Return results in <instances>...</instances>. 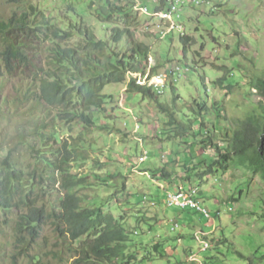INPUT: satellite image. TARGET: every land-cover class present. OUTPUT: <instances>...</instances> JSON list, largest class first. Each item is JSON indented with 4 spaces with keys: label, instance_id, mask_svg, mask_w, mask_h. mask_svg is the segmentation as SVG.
Segmentation results:
<instances>
[{
    "label": "trees",
    "instance_id": "obj_1",
    "mask_svg": "<svg viewBox=\"0 0 264 264\" xmlns=\"http://www.w3.org/2000/svg\"><path fill=\"white\" fill-rule=\"evenodd\" d=\"M12 1L19 2L17 10L8 18L0 17V92L5 86L1 81L10 75L15 99L13 104L6 100V104L0 105V124L1 117H4L10 124H16L14 132L17 133L11 137L1 133V138L17 137L20 144L28 148V154L33 155L34 159H31L34 162H30L29 170H26L13 157L14 151L0 158V214L4 215L1 216L5 227L13 230V245L20 253L24 251L31 264H41V257L30 254L29 247L24 248L31 245L27 239L40 238L44 225L49 223L58 232L60 247L57 257H77L74 264H155L163 261L165 252H174L176 248L170 243H157L150 247L149 238L140 242L132 239L133 235H142L139 229L143 220L149 221L141 210L137 211L138 214L133 213L139 224L133 231L127 229L114 212L105 211L109 205L112 209L113 198L126 191L123 175L116 178L117 181L123 179L121 184H117L107 179L112 176L101 172L116 160L108 158L103 162L100 157L90 154L92 151L96 155L98 150L97 142L89 139L94 132L103 130L112 134L120 131L114 116H108L110 121L106 125L100 124L106 107L115 102L113 94L105 92L110 86L126 85L128 94L142 95V100L149 99L163 114L166 128H157L162 154L170 147L175 149L176 145L178 159L182 145L177 139L186 136L193 139L184 151V161L177 162L183 169L180 176L174 177V173L168 170L166 155L162 157L163 165L153 171L160 180L172 184L178 180L188 188L201 185L208 176L228 172L235 167L264 178V74L253 76L249 83L263 96L262 100L245 107L242 116H231L229 120L230 104L222 105L214 99L213 106L209 107L207 100L195 99L190 106V114L184 113V118L180 116L184 109L180 107L183 98L173 82L165 88L172 94L171 102L162 101L165 92L158 93L154 85L137 83L134 74L139 73L148 60L150 47L138 39L142 20L135 11V0ZM194 4L197 5L196 2ZM180 39L183 50L179 62L199 75L208 97L209 83L228 89L235 85L246 87L242 85L244 76L238 78L226 65L223 66L225 76L210 80L205 70H199L205 66H200L197 59L194 65L190 64V52L194 58L201 55L193 50L196 39L186 33ZM43 53L47 54L46 57ZM19 71L21 75L15 80L14 76ZM156 73L157 68H153L152 75ZM36 85L38 91L35 93ZM33 94L41 97L45 104L42 107L35 104L26 109L28 101H33ZM117 107L114 105L113 110ZM38 111L45 114L46 119ZM18 117L19 121L16 120ZM212 118L218 121L217 124L223 120L231 123V132H221L220 142L215 141L219 135H213L208 127L210 120L213 123ZM197 122L199 127L195 128ZM48 123L49 136L58 141V146L42 150L48 146L45 140L35 142L30 136L35 133L38 137ZM214 129L216 124H213ZM64 134L70 137L61 139ZM105 141L110 142L111 139L106 138ZM209 152L213 153L210 158ZM195 154L208 162L198 159ZM86 166L91 167L83 171ZM76 167L81 171L72 173ZM57 183H61L55 196L57 200H53L54 206L46 208L41 205V197L48 186L54 190ZM104 188L112 190L110 198L101 199L99 195L92 196L88 192ZM12 214L15 217H10ZM215 217L221 218V215ZM3 223L0 222V231H3ZM207 238L215 240L213 235ZM221 240L228 241L227 238ZM140 249L145 252L142 256ZM185 251L188 254L186 261H176L175 264L196 263L191 259L196 254L195 250L187 248ZM199 252L202 259L199 263L211 264L209 259L212 256L205 259L203 251Z\"/></svg>",
    "mask_w": 264,
    "mask_h": 264
},
{
    "label": "rangeland",
    "instance_id": "obj_2",
    "mask_svg": "<svg viewBox=\"0 0 264 264\" xmlns=\"http://www.w3.org/2000/svg\"><path fill=\"white\" fill-rule=\"evenodd\" d=\"M142 1L147 3L151 9L154 7V0ZM201 1L202 3L197 6L186 7L182 12V17L176 20L177 23L183 25L188 35L196 39L193 50L201 53L194 58L195 55L190 52V64L194 65V60L197 59L200 66H205L199 70L201 72L205 70L212 81L226 75V70L223 69L226 65L236 73L238 78L244 76L242 85L246 87L235 85L232 89H228L209 83L208 97L199 75L190 71L179 81H176L174 76H169L168 83L174 82L183 98L180 103V107H184L180 113L181 117L185 116L184 113L190 114L192 110L190 106L193 105L195 99L207 100L209 107L213 106L215 99L222 102V105H231L228 106L229 111L227 112L230 120L231 116H242L245 107L248 108L263 98L249 83L253 76L264 74V0H209V3ZM12 11V7L7 4L0 6L1 17H8ZM142 14L141 12L140 19ZM141 20L139 27L141 35L138 39L151 48V56L144 63L142 70L149 71L151 68H157L158 74L170 75L169 71H173L176 66L182 64L179 62L183 50L181 33L174 30L168 34L169 36L158 38V40L156 31L150 30L149 32L147 29L148 23L153 21L147 22L144 18ZM157 23L154 22V24ZM154 27L155 25L151 29ZM169 60L174 62L169 63ZM127 88L126 85L118 84L108 87L105 91L113 94L115 102L106 107L104 115L116 118V126L120 128V132L107 135L96 131L94 136L96 140L93 136L90 138L97 142V148L100 149L97 150L95 157H100L103 162L106 161L107 156L116 160L113 164L110 162L111 164L101 171L113 177L107 179L121 184L123 179L117 181L116 178H120V175L125 177L126 191L120 192L117 198H113L112 209L109 205L106 206L105 211L114 212L123 225L133 231L139 226L138 219L133 217V213L138 214L137 211L141 210L149 221L143 220L139 229L142 235H133L132 239L140 242V240L149 238L150 247L157 243H170L176 246L174 252H165L163 261L155 264L184 262L188 256L185 251L187 248H193L200 257L201 252L199 251H203L202 241L205 238L207 239L205 241L211 243V248L203 251L202 255L205 259L212 256L209 259L211 264L214 263L212 261L216 262L214 264H264V178L262 175L235 167L228 172L206 177L199 186L203 206L211 212L209 216L196 208L166 206L163 203V194L167 189L175 190L188 185L181 184L178 180L173 184L167 180H160L153 171L163 165L162 157L167 155L168 170L174 173V177L180 176L183 169L178 166L177 162L184 161V151L188 149L193 139H187L188 136L177 139L182 145L178 159L176 145L175 149L170 147L162 154L159 150L162 142L157 139V128H166L165 121L162 119L163 114L149 99L142 100V95L128 94ZM247 89L250 91L247 92ZM8 93V91L5 92L6 95ZM10 96L12 97L13 94ZM35 98L32 99L33 101H28L26 109L37 104ZM161 100L171 102L170 91L166 90ZM114 105L118 106L116 110H113ZM223 113L225 114L224 110ZM213 116L215 115L211 117ZM212 121L213 123L209 121L208 127L212 129L213 135H219L215 137L216 142L221 139V132H227V130L231 132L229 121L223 120L218 124V121L213 118ZM213 124H216V130H213ZM15 125L1 117L0 158H5L4 156H9L10 151H14L15 160H18L23 168L29 170V163L34 162L31 159L33 155L28 154V148L25 144H20L17 137L9 138L13 133H17V131L14 132ZM138 125L140 128L137 129ZM198 127L197 122L195 128ZM75 131L79 132L78 129ZM1 133L9 137L7 136L6 140L2 139ZM106 138H110L111 141H105ZM143 149L150 153L148 160L140 164L141 170L148 169L145 174L129 165L133 158L142 154ZM92 153L90 151L91 155ZM208 155L210 158L213 153L209 152ZM196 157L206 160L203 156L197 155ZM89 167L86 166L85 170ZM166 183L168 185H165ZM47 190L48 195L50 190L49 188ZM88 192L92 196L99 194L101 199H104L106 194L110 198L112 194V190L108 188ZM47 195L42 199L44 203L48 200ZM145 196L149 200L156 201L158 205L153 207L143 205L141 200ZM235 198L238 199L235 200ZM117 201L118 204H116ZM218 211L221 218L215 217ZM2 216L0 222L4 220ZM11 216L15 217V214ZM174 224L179 225L177 230H173ZM3 227V231H0V264H31L29 258L24 255V251L20 253L13 245V230L5 227L4 223ZM51 227L46 226L40 238L27 239L31 245H25L24 248L29 247L30 254L40 256L41 264H74L77 257L72 258L68 255L62 259L57 257L60 243L57 233ZM211 235L215 240L207 238ZM224 238L228 241L221 240ZM132 246L134 247L135 243ZM140 250V256L145 254L144 250ZM168 260L171 263H167Z\"/></svg>",
    "mask_w": 264,
    "mask_h": 264
},
{
    "label": "clouds",
    "instance_id": "obj_3",
    "mask_svg": "<svg viewBox=\"0 0 264 264\" xmlns=\"http://www.w3.org/2000/svg\"><path fill=\"white\" fill-rule=\"evenodd\" d=\"M136 1V5H135V11L136 12H138L139 13V16L141 15V12L143 13L142 14V18H144L147 22L149 21V20H152L153 22L152 23H148V25H147V29H148V31L150 32V30L151 31H156L155 33H156V35L158 36L157 37V39L158 38H160V39H162V38H164V37H167V35L168 34H171V32L172 31H174V30H178L180 33H181V35H185V33H186V31H185V29L183 28V25L182 24H180V23H177V19H179V18H181L182 17V12H183V10L186 8V7H193V6H197V5H195L194 3L196 2L197 4H200V1L201 0H182L183 1V3H181L180 5H179V8H178V10H173V6H174V4H176L177 3V0H154V7L151 9L150 7H149V5H147V3H145L144 1H142V0H135ZM18 3L19 2H15V1H12V0H0V6L2 5V4H7V5H9V6H11L12 7V9H13V11L11 12V14H13L16 10H17V6H18ZM209 3V2H208ZM169 13H171V18H165L164 17V15L165 14H169ZM10 14V15H11ZM9 15V16H10ZM8 16V17H9ZM1 17V16H0ZM8 17H1V18H8ZM141 18V19H142ZM158 21H160L159 23H157ZM154 22H156L157 24H154ZM166 23V24H165ZM155 25V27L154 28H152L151 29V27L152 26H154ZM152 33V32H151ZM187 34V33H186ZM169 36V35H168ZM159 40V39H158ZM150 47V46H149ZM151 49V48H150ZM151 50L149 51V57L151 56ZM43 55L46 57V53H43ZM149 57H148V59H149ZM153 59V58H152ZM147 60H145V62H146ZM144 62V63H145ZM142 67H143V65H142ZM178 67H186L184 64H181V65H179V66H176L175 68H174V70L173 71H169L170 73V75H168V74H158V72L156 73V74H154V75H152V69L153 68H151V70H149V71H143L142 69H141V71L139 72V73H136V74H134L136 77H137V83L138 84H141V85H154L155 86V88H156V90L158 91V93H164L165 92V88L168 86V84L170 83H168V80H169V76L170 77H172V76H174L175 77V80H176V77L178 76V74H177V72H178V70H177V68ZM24 68V67H23ZM23 68H19V69H23ZM187 68V67H186ZM190 70H189V68H188V71L186 72V73H188ZM172 73V74H171ZM185 73V74H186ZM184 74V75H185ZM20 75H21V73H20V71L17 73V74H15V76H14V78H15V80H17V78L18 77H20ZM162 75H167V79H166V81H165V85L164 86H160V89H162V92H160L159 90L160 89H158L159 88V86L157 87L156 86V82H160L159 81V79H161V76ZM184 77V76H183ZM11 76L10 75H6L5 76V79L3 80V81H1V82H3L4 83V90H3V92L1 93L0 92V101H1V103H0V105H3V104H6L4 101H6V100H8V102L7 103H11V104H13V101H14V96H15V90L13 89V87H12V84H13V81H11ZM23 75H22V83H23V85H22V91H24V89H25V86H24V81H23ZM182 78V77H181ZM181 78H179V79H181ZM179 79L177 80V81H179ZM152 81H154V82H152ZM174 83V82H173ZM6 91H8L9 93L6 95L5 94V92ZM38 91V87H37V85H36V87L34 88V92L36 93ZM11 94H13V96L11 97L10 95ZM33 97L35 98L34 100L35 101H37V105L38 106H40V105H42V104H45L44 102H43V99L41 98V97H38L37 95H34L33 94ZM38 114L39 115H41L44 119H46V115L44 114H42L41 112H39L38 111ZM111 118V117H110ZM110 121V119L108 118V116H105L104 115V113H102V115H101V120H100V124L101 125H106L108 122ZM0 126H1V124H0ZM138 128H140L139 127V125H138V127H137V129ZM49 129H50V124L48 123L45 127H43L42 128V130L40 131V134H39V136L37 137L36 135H35V133H33V134H31V136H30V138L31 139H33V141H35V142H39V140L40 139H44L45 140V143L46 144H48V146L47 147H43L42 148V150H44V149H46V148H53V147H55V146H58V141H56L54 138H52V135L51 136H49ZM103 129V128H102ZM119 130H120V128H119ZM103 131V130H102ZM100 131L99 133L100 134H107L108 135V133L106 132V131ZM116 132H120V131H116ZM116 132H114V133H116ZM94 135H92V136H95V132L93 133ZM113 134V133H112ZM111 135V134H110ZM70 136L68 135V134H64V135H62L61 136V139H63V140H66V139H68ZM91 138V136L89 137V139ZM41 145H42V143H41ZM98 150H100L99 148H98ZM93 156H94V154H92ZM149 155H150V153L148 152V150H146V149H143V152H142V154L141 155H139V156H137L136 158H133V160L129 163V165H131L132 167H136V169H137V171H139L140 173H142V174H145V173H147L148 172V169H145V170H141L140 169V164H143V163H145L147 160H148V157H149ZM95 157V156H94ZM98 157V156H97ZM108 158H109V156H107ZM108 158H106V161L108 160ZM33 159H34V157H33ZM110 159H112V158H110ZM72 171V173H78V172H80L79 171V168H75V169H72L71 170ZM83 171H87V170H83ZM114 176V175H113ZM122 175H120L119 177H121ZM124 176V175H123ZM153 176V175H152ZM165 185H168L167 183L165 184ZM195 186H197V185H195ZM159 187H160V184H159ZM190 187H192V186H189L188 188H190ZM199 188H200V186H198ZM48 188H49V190H50V192H49V194L47 195V191H45L46 193L41 197V205H45L46 206V208H51L52 206H54L53 205V200L56 198L55 196H56V194H57V190H59L60 188H61V183H57L56 185H55V189L54 190H52V187L51 186H48ZM161 188V187H160ZM171 188V187H170ZM188 188H183V189H188ZM177 189H179V188H177ZM176 190V189H175ZM169 191H174V189H167L165 192H164V194H163V203L166 205V206H168V207H171V206H169L168 204H167V195H168V192ZM200 191H201V188H200ZM54 192V193H53ZM50 193H52L53 195L51 196L50 195ZM106 194V193H105ZM110 194V193H109ZM47 195V202H43L42 201V199L45 197ZM99 195V194H98ZM100 196V195H99ZM200 196H201V193H200ZM106 199H107V194H106V197H105ZM56 200H57V198H56ZM141 202H142V204L143 205H147V206H157L158 205V203L156 202V201H153V200H149L148 199V197H144V199L143 200H141ZM180 208V207H179ZM184 209H188V208H184ZM219 213V214H218ZM218 213H217V215H220V212L218 211ZM215 215V214H214ZM217 215H215V216H217ZM1 223H3V221L1 222ZM44 223H46L45 221H44ZM175 226L173 227V230H177V228H178V224H174ZM45 227L46 226H52L50 223L48 224V225H44ZM51 228H53L54 229V227L52 226ZM44 230H45V228H44ZM55 231V230H54ZM56 232V231H55ZM57 233V235H58V232H56ZM43 234V233H42ZM205 235H208V234H205ZM206 239V238H205ZM204 239V240H205ZM207 240V239H206ZM209 242V241H208ZM209 244H210V246H209V248L211 247V243L209 242ZM208 248V249H209ZM207 249V250H208ZM206 251V250H205Z\"/></svg>",
    "mask_w": 264,
    "mask_h": 264
},
{
    "label": "built area",
    "instance_id": "obj_4",
    "mask_svg": "<svg viewBox=\"0 0 264 264\" xmlns=\"http://www.w3.org/2000/svg\"><path fill=\"white\" fill-rule=\"evenodd\" d=\"M183 3L182 0H177V3L174 4L173 6V10H178L179 5ZM165 18H171V13L169 14H165L164 15ZM178 72V76L176 77V81L183 77L184 74L188 71L185 67H178L177 68ZM167 79V75H162L161 79H159L160 82L156 83V86L160 89V86H164L165 85V81ZM160 92H162V89L159 90ZM171 193L173 194V201H170V206H176V207H180V208H196L199 211H202V205H197L196 204V197H200V188H193V189H187V196H180V194L176 193V190L171 191ZM209 216V215H207ZM204 240V239H203ZM210 244L208 241H202V250L205 251L209 248ZM193 262H196L195 264H198V259H200L197 255H193L191 257Z\"/></svg>",
    "mask_w": 264,
    "mask_h": 264
},
{
    "label": "bare ground",
    "instance_id": "obj_5",
    "mask_svg": "<svg viewBox=\"0 0 264 264\" xmlns=\"http://www.w3.org/2000/svg\"><path fill=\"white\" fill-rule=\"evenodd\" d=\"M188 70V68H186ZM154 82V81H152ZM157 83V82H156ZM193 188H199L198 186H192L188 189H193ZM176 193L177 194H180V196H187V189H176ZM167 204L170 206V201H173V194L171 193V191L168 192V195H167ZM196 204L197 205H202V212L203 214L205 213L206 215H210V210H208L207 208H205L200 200V197H196ZM219 214V213H218ZM197 255V254H195ZM202 259H198V262L202 263L201 262Z\"/></svg>",
    "mask_w": 264,
    "mask_h": 264
}]
</instances>
